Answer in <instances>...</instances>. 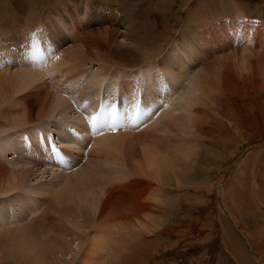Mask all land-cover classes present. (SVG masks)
Instances as JSON below:
<instances>
[{"label": "bare ground", "instance_id": "1", "mask_svg": "<svg viewBox=\"0 0 264 264\" xmlns=\"http://www.w3.org/2000/svg\"><path fill=\"white\" fill-rule=\"evenodd\" d=\"M9 1L10 0H0V5H3L4 7L3 3L5 2L7 5H10L8 4ZM90 1L45 0V3L39 7L36 5V0H32L29 14L26 21L23 19L24 24L22 27L18 28V22H10L7 24V29H11L12 31L11 35L9 34V30L5 31L7 29L0 28V33L5 31L3 34H0V71L2 70V73H0V107L6 105L5 108H1L3 110H0V130L7 129L8 132L24 127V129L29 132H27V138H31L33 142L37 141L36 146L41 148V150L37 151L36 154H34V152L30 149L27 150V148H25V151L23 147L25 142L20 141V136H7V138L2 142L1 147L3 148L0 150V160L5 161L6 155L10 153L15 156L18 155L19 157L21 155V158H25V160L31 159L33 156H39L41 159L45 160V162L50 160L48 156V149H46L45 145L46 143L42 146L38 142L40 137L48 136V131H44L43 128L33 125V110L29 108V101H26L27 99L25 93L27 91L28 93L33 94V97H31L27 93L31 98H34L35 95V98L37 99V115L39 116L36 117L44 118L46 116L44 111H49L50 109V113L52 115L53 112H56L59 116L57 120L59 125L62 123L64 124L66 120L65 114L67 111L74 110L69 104L67 94L62 92L63 90L65 92L66 90L69 92L68 94L77 107L79 106L81 109H86L87 111V108L90 109L94 104L98 92L102 91L103 87L112 89L117 87L118 89L126 90L133 89L135 94L137 91L141 94H147V97H143L141 95V100H145V103L141 106L142 109L139 111L140 114L138 117V120L143 121L145 124V122L149 121V118L151 117V120L155 119L156 122H158L159 118L162 117V114L166 112H163L162 109L161 111L158 110L160 114L158 113L154 115V111L152 110L150 115V110L153 108V103L158 94H171L173 96V85H176L177 79H182L183 81L186 80L188 82L192 81L193 85L190 93H188L189 95L178 96V93L175 97H178L182 103V107L186 109L187 114L185 115H188L189 112L193 116L194 119L188 122L191 124L190 128H192L193 133L189 139H180L182 141L181 149L177 146H175V148L177 147V149H175L172 145L167 144L166 142H168V140L163 142L165 139L162 136H158L157 128H155V131H152L154 133L147 131L142 132L137 127L135 128L134 126H127L125 124L128 128L126 131L118 129V131H115L113 134L94 135V142H92L90 147L85 149H91V151L95 150L92 154H99L101 157L103 155L105 156V159L109 157V161H111V163L123 164L127 169L125 177H112L104 174L103 176L106 177V179H103V181L101 179L98 180L96 174L94 173L88 174L90 175L89 185L93 188H91L90 192L92 194L93 202L91 201L92 205L89 215L85 218L87 219L86 222L78 220L80 215L79 213L78 215H75L74 220L70 223L73 229L71 227L68 229L65 225H63L64 221L61 219H58L61 224L57 223L58 220H55L51 216V214H53L58 218L60 214H58V216L56 214L58 212L57 206H61L63 203H68V206L71 205V207L73 205L76 206L75 203H73V197L69 196L72 193V187L62 183L66 185V187H64L62 184L57 183L58 180L55 179L57 181H54L58 185L63 186L64 189L61 187V191L66 192H50L48 190V193L47 191L45 192V194L49 195V198H44L41 202L42 204L39 206H44L47 203L46 207L49 210H47V214L50 211L53 212H50L51 214L49 213V216H46L50 218L46 223H44V219L43 222H38L37 219L34 223L31 221L33 224L30 222V224H32L31 228H33V230H38L39 232L37 235L39 237H35L36 240H40L39 238L41 236V242L37 241L39 243L37 248L34 246L37 245V243L33 244L35 247L34 250L33 248L31 249L24 246L26 250L28 248L29 250H33L32 252L35 253L27 255V257V253H25L24 258H26L23 261L16 260L17 264H148L149 262L150 264H153V258L159 257L160 255L158 256L159 253L156 251V253H149L150 251L157 250L156 244L152 245L150 243L151 241L156 243V238L162 235L163 232L161 233V230L159 229V227L163 225L161 223V218H167L168 216L167 211L165 216H163L164 214H161L164 212V210H162V204H164L165 197H167L168 201L164 205L168 204L169 210H173L176 206L172 202H174L175 198H178L177 196L179 195L178 193L176 196H170V193L166 192V188L172 187V185L187 188L186 186L188 185L186 184L187 182L182 179V177L186 176L187 170L184 169L183 166L186 164L190 166L191 162L194 163L193 157H198L200 155L199 151L201 150L206 153L202 157V161L205 157H211L213 159V163H204L205 168L210 170L217 168V172L219 173V170L223 169L228 163V156L232 155L234 151L236 152L239 150L237 148V142H244V140L256 141L264 138V26L262 31L259 30V27L257 29V33L255 30L254 36L250 38L248 44L245 43L248 32H246L245 29H242L243 26H248L250 22H244L243 17L254 18V15L257 14L258 10L255 7L252 8L254 5L251 6L247 2H237L236 5L234 0V3L232 4H235L238 8L233 11V9H227L225 5L221 4L219 9L220 11H223L222 13L213 9L211 10L208 6V4H211L209 2L208 4L206 2L201 3V5L196 8V10H198L197 12L191 11L187 13L188 16L186 19H188V21L185 22V24H182L179 30L182 35H186L188 30L195 31L191 36H185L189 37L188 43H184V46L173 45L172 53L161 61V59L157 56L158 54H153H155L154 51H160L158 49L167 42L169 28L165 30L160 28L155 29V26L150 25L149 19L146 21L147 14H145L146 9L145 5H143V0H119L120 2L117 3H120L122 11L125 14V19L122 23L118 24L115 20L114 23H111L108 18L111 16L108 12L112 13V11L107 12V17L104 15L105 11H102L104 6H108L106 2L110 0L102 1L103 3H99L96 0L94 3ZM40 2L38 1V4H40ZM117 3L114 4L117 5ZM183 4V8H186L188 5L187 0L186 2L180 1L177 6L182 9ZM154 5L155 4H153V6ZM156 10L155 12L153 11L155 14L160 12L158 9ZM178 11L181 13L183 12V10L180 11V9ZM212 11H215L213 15L215 19L221 15H226L227 17L236 19L237 22L238 20H242L240 21L238 28L231 26V31L228 33V28L226 26L220 27L221 29H225L226 36L224 37V44L227 46L224 48L230 50V46H232L233 49H239L241 64H238V61L236 62L233 59L230 62L215 61L211 64V68L204 67V69H202L201 67L202 71H193L195 74L194 76L193 72H191V70H193V66L189 65L193 56L196 57L197 60H199L197 56H203L201 60L203 63V61L209 59L207 56L209 50L207 48L210 47V53L212 55H216L217 53H215L216 51L213 45L220 44L221 42L218 31L216 32L214 30L212 25L213 23H211ZM0 14L2 13L0 12ZM112 14L114 17V12ZM232 24L234 23L232 22ZM175 28H172V33H175ZM151 30L153 32H151ZM118 31H120V34H118ZM29 32H35V36H39L40 39H37L36 41L33 40V35H28L25 41L26 34ZM17 33H19L22 37V45L20 48L16 47L13 55L8 51L9 47L5 44H12L16 38L15 34ZM200 36H202V38ZM90 37L93 38L89 40ZM119 37L120 42L118 43L117 41ZM205 37L206 39H204ZM7 38H10V40ZM172 38L173 39L170 41L176 40L174 37ZM154 41H160L161 45H156L159 46V48L154 49L152 55H145V52H147L145 50H149V43ZM175 42L176 41H173V43ZM61 45H67L68 47H66V49H61ZM238 46H240V48H237ZM195 47L201 49L200 53L196 51ZM179 48H185L187 53H183L182 49L183 56L177 55L176 51ZM28 49V52H37L38 54L32 56L27 52ZM218 49L222 53L223 49L220 47ZM57 51L60 52L57 53ZM56 53L58 54L57 58ZM151 56L152 58H150ZM43 59H48L45 68H38L39 66H42L43 61H45ZM11 63L17 67V73H11L8 71V65ZM191 74H193V76H191ZM165 78H167L168 84ZM49 81H51V83ZM162 85L163 88H161ZM9 90L11 91L9 92ZM19 94H25V96H23L24 103L22 104H19L23 102L21 98V102L18 100L20 97ZM15 95L17 98H15ZM166 99L167 98L163 96V100ZM220 101L227 104V109L229 110L228 114L226 113L225 115H221L216 113L217 105ZM165 102L163 101V103ZM168 104L166 106H168ZM127 112L133 113L128 110ZM43 113L45 116H43ZM78 113L77 117L75 116L77 119L74 120V123L72 122V126L81 132L80 127H77V124H80L77 122H81L79 120L80 116H78L80 115V111ZM146 114L149 115V117L145 116ZM205 119L207 121L208 119H212L213 121L215 120L216 123H218L217 128L209 127ZM45 120H47V117ZM184 120L182 122H184ZM35 123L38 124L37 122ZM167 128L169 127L165 126V129ZM56 130L58 131L60 137H65L60 125ZM5 131H2V133ZM135 131H138V138L136 139V142L138 143L137 149L139 150V154H136L137 152L134 151L135 147H131L130 144L126 143V140L130 139L131 135L136 133ZM2 133L0 132V135ZM5 134L10 135L11 133ZM68 139L72 140L71 147L74 145L73 148L75 151H78L80 149L79 144L83 143V140H81L82 138L77 137L75 139L68 136L67 140ZM73 139L75 140L74 143H72ZM29 142L30 141L28 140L27 144ZM226 143L231 144L226 145ZM215 144H218V146L222 149H225V154L218 153L212 149L211 147ZM23 152H26V155H23ZM71 158L73 159L74 157H70L69 159L71 160ZM252 158L254 157L246 159L245 163L247 164L250 161L251 163L256 162H252ZM251 163L249 164L251 165ZM2 164L3 163L0 161L1 167ZM43 165H41V167H45ZM254 165L255 163L246 168L243 163V165L239 167L237 166L238 168L235 170V173L233 171L232 177L228 180L222 179V174L218 173V175L211 173L205 176V178L201 176L200 181H198L200 183L198 184L197 182V185H191V189H193L194 192H201L203 189L207 192L210 190L214 191V188H216L215 181L218 180L217 184H221L224 189L228 188L226 191L228 195L227 205H231L236 208L229 207V209H227L228 212L230 210H237L235 213H238V215L241 216L243 215L242 213L248 210L247 208L254 203L253 200L250 199L252 201L251 203L248 198L239 193V189L246 185L250 186L253 184V180L257 174V169L255 170ZM1 167L0 177L4 178V172L11 174V179L8 181H5L4 179L3 181L2 179L0 180V196L3 197L17 191L16 184L20 181L15 183V179L19 177V179H22L23 177L21 176L23 174L27 177L29 171L24 167L19 170L20 172L17 171V173H15L10 170L5 171V167H2V170ZM31 167L33 166L31 165ZM129 167L131 168V173ZM231 170L232 169H230V171ZM242 173H246L249 179L247 183L249 184H242L243 186H238L244 179L243 177V179L239 178V175ZM180 174L181 177L179 178ZM228 174H230V172ZM92 175L95 176V178H92ZM219 176L221 177L219 178ZM209 177H212L213 180L210 181ZM259 177L262 178L263 175ZM67 178L64 180L72 181V178ZM252 178L253 180L251 181L250 179ZM128 183L140 184L142 189L140 190L138 196L145 199L147 202L145 204H141L139 202L127 200L121 206L117 205L118 211L116 213L103 219V210L107 205L109 197V193L107 192L109 185L113 189H119L118 191H121L122 188L125 187L124 185ZM57 184H52V187L58 186ZM249 189L253 190V188ZM186 190L187 194L188 189ZM253 191L257 192V190ZM34 192L38 195L40 191H38V193L37 191ZM249 192L251 191L249 190ZM164 193H167L168 195H165ZM41 194L43 195L44 192L39 195ZM186 194L184 192V196ZM180 195H183V193H180ZM64 196L66 197L64 198ZM187 197H190L187 199L189 201L187 203H190L192 199L196 200L194 195H188ZM35 198H37L36 195ZM117 199L120 203L124 200V198H122V201H120L121 199L119 197H117ZM114 201L116 204L118 203L117 200ZM257 201L259 202L260 200L257 199ZM74 206L73 208H75ZM41 209H39V211H41ZM69 209L70 208H68L67 211H70L71 215L74 214L71 212L73 209ZM148 211L150 212L147 216ZM24 212L25 210L22 209V214ZM26 212L28 213L29 211L26 210ZM6 213L11 214L12 211L9 209ZM27 213L24 214L26 215ZM249 213L247 215H249ZM37 214L39 215V212ZM66 214L63 216L67 217ZM250 215L252 216V214ZM258 218L259 217H257V219ZM22 219L20 217V220ZM38 219L41 220L40 217ZM16 220L18 221L17 224L14 225V223H11L15 226V229L12 230V226L7 223L10 220L8 221L6 219V215H1L0 228L2 229H0V237L4 239V241L14 240L13 242H15V245L13 244V246H17V243L26 245L25 242L27 243V241H30V239L34 238V236H31L28 239L27 231L29 229L27 230L24 225L22 226V221L19 223L20 220ZM28 220H31L30 217ZM167 220H169V218ZM24 221L25 220H23V223ZM54 221H56L57 224L51 225ZM173 222L174 221H172L171 224H173ZM253 223L255 224V222ZM30 224L28 222L26 227H29ZM257 224L260 225L259 223ZM7 228H11L9 229V232L6 230ZM152 231H155V234H153V237L151 236V241L147 240V236L151 234ZM261 231L264 233V227ZM42 237H44V240ZM255 238L256 236L252 238L253 243L255 242ZM32 241L34 242L33 239H31L30 242ZM1 242L2 240H0V245ZM148 244L152 247L150 251L146 252L144 251V248H147ZM27 246H29V243ZM154 247L155 249H153ZM253 247H255V244ZM172 248L175 247H171L170 249ZM17 250L18 249L16 248L15 252ZM164 260L165 258L162 261ZM162 261H160L159 264H164ZM3 264L6 263L3 262Z\"/></svg>", "mask_w": 264, "mask_h": 264}, {"label": "rangeland", "instance_id": "2", "mask_svg": "<svg viewBox=\"0 0 264 264\" xmlns=\"http://www.w3.org/2000/svg\"><path fill=\"white\" fill-rule=\"evenodd\" d=\"M31 1L32 0H10L8 3L10 5H7L6 2L3 3L4 7H3V5H0V12L2 13V14H0V18L2 17L0 19V21L2 23V25L0 23V28L1 29H7L8 28L7 24H9L10 22H15V23L18 22L17 23V25H19L18 28L22 27L24 24V20L26 21V18L29 14V10L31 7ZM38 1L39 2L41 1L40 4H38ZM96 1H98L99 3H103L102 1H106V0H96ZM114 1H116V2H114ZM180 1L186 2V0H156V1L155 0H143V5H145V9H146L145 14H147L146 15L147 16L146 21H148V19H149L150 25L155 26V29L160 28V29L165 30V29L169 28V32H168L169 36H168V40L166 42L167 44L165 43V44H163V46L161 48H159V46H156V45H161V42H162L161 40H160L161 42L157 41L159 43H157L155 41L152 43H149L148 49L150 51L145 50V51H147V52H145V55H152V52L154 51V49L159 48L158 50H160V51H157V52L154 51L155 54H153V55L158 54L157 56L162 61L163 59H165L166 57H168L172 53V49H173L172 46L173 45L184 46V43H188L189 37H185V36H191L195 31L188 30L186 35L185 34L182 35L179 32V30H180L182 24H185V22L188 21V19H186V17L188 16L187 13L191 12V11L197 12L198 11V10H196L197 6H199V5H201V3H205V2L207 4H208V2L211 3V4H208V6L210 7L211 10L213 9L215 11H219L222 13H223V11H220V9H219V6L221 4L225 5L227 7V9L228 8L233 9V11L236 8H238L236 6L237 2L238 3L247 2L251 6L254 5L252 8L255 7L258 10L257 14L254 15L255 16L254 18L259 19V21L256 23V29H255L256 33H257L258 27H259L260 31H262V29H263V26L260 23H262V21L264 20V0H252V1L251 0H235V1L234 0H187V3H188L187 7L183 8V6H184V4H183L182 9L179 6H177V5H179ZM233 1L236 3V5L232 4V3H234ZM36 2H37L36 5L41 7L43 5V3H45V0H36ZM90 2L94 3L95 0H91ZM117 2H120V1L119 0H110V1L106 2L108 4V6L107 7L104 6V8H102V11H105L104 15L106 17L108 16V14H107L108 11H112V13L114 12L116 17L114 16L115 17L114 18L113 14L111 12H108L111 14V16L108 18L111 21V23H114V20H115V22H117V24H118V23L123 22V20L125 19L124 18L125 14L122 11V7H121L120 3L118 4ZM218 2H220V3H218ZM114 3H117V5ZM153 4H155V5L153 6ZM154 7H156V8H154ZM156 9H158V11H160L157 14L154 13ZM179 9H180V11L183 10V12L182 13L179 12L178 11ZM194 10H196V11H194ZM148 11H150V12H148ZM215 11H212V13H211L212 14L211 15L212 16L211 23H213L212 25L214 27V30L216 32L218 31V35H219V38L221 40L220 44L213 45V47L215 48V51H216L215 53H217V54L212 55L210 53L211 48L210 47L207 48L209 50L208 55H207L209 57V59L203 61V63L201 61L203 56H199V57L197 56V58L199 60H197L196 57L193 56L191 63H189L190 66H193L192 67L193 70H191V72L202 71V69H204V67L211 68V64L215 61H217V62H227V61L230 62L233 59L236 62L238 61V64H241L240 50L239 49H233L232 46H230L231 47L230 50H228L227 48H224L227 46L226 44H224L225 43L224 37L226 36L225 35V29L224 28L221 29L220 27L226 26L228 28V30H227V33H228L231 31V28H230L231 26L238 28L239 27L238 25H240V21H242V20H238V22H237L236 19L227 17L226 15H223V16L221 15V16H219L220 18L218 17L217 19H215L213 16ZM25 14H27V15H25ZM150 14H151V16H150ZM223 18H226V21H223L222 20ZM156 19H157V21H156ZM217 21H218V23H217ZM231 21L234 24H232ZM248 21L249 20L244 19V22H248ZM154 22H155V24H154ZM252 25H253V23L249 22V25L243 26L242 29L246 30V29H248L249 26H252ZM172 26L174 28L176 27L175 33L174 32L172 33V28H173ZM8 30L9 29H7L5 31H8ZM117 30H119V29H117ZM151 32H153V31L151 30ZM3 33H0V34H3ZM9 34L10 35L12 34L11 29L9 30ZM118 34H120V31H118ZM15 37L16 38L12 44H5L6 46L9 47L8 51L13 55H14L16 47L20 48L22 45V37L20 36V34L19 33L15 34ZM172 37H174L176 39V40H173V41H176L175 42L176 44L173 43V41H170L173 39ZM200 37L202 38V36H200ZM91 38H93V37H90L89 40ZM7 39L10 40V38H7ZM204 39H206V37ZM117 42L118 43L120 42V37L118 38ZM61 47H62L61 49H64V48L66 49V47H68V46L67 45H61ZM154 47H156V48H154ZM219 47L223 49L222 53L218 49ZM195 48H196V51L198 53H200L201 49H199L197 47H195ZM237 48H240V46H238ZM182 49H183V53H187V50L185 48H181V49L179 48L176 51V54L179 56H183ZM149 52H150V54H149ZM158 52H160V53H158ZM150 58H152V56ZM159 58H158V60H159ZM199 61H201V62H199ZM201 67H202V69H201ZM8 68H9L8 71H10L11 73H17V71H18L17 67L13 63L9 64ZM196 69H197V71H196ZM194 72H193V74H194ZM0 73H2V70L0 71ZM193 74H191V76H193ZM194 76H195V74H194ZM165 80L168 84L167 78H165ZM49 82L51 83V81H49ZM191 82H188L186 80L183 81L182 79L181 80L177 79V83H176L177 86L173 85V87H174L173 96L171 94H158L156 96L154 103H153L155 105V106L153 105L154 106V109H153L154 112L153 113H154V115H156L158 113L160 114L159 111H161L162 109H163V112H165V111L166 112L164 114H162V117L159 118L158 122H156L155 119L151 120L152 117L149 118V121L145 122L143 128L140 129V131L152 132V131H155V128H157L158 129V132H157L158 136H162L165 139V140L163 139L164 140L163 142H166L168 140V142H166L167 144L172 145L174 148H175V146H177L178 148L181 149L182 141L180 139L181 138L182 139L191 138V134L193 132H192V128H190L191 124L188 122H190V120H192L194 118L189 112H188V115H185V114H187L186 109H184V107H182L181 101L178 99V97H175V95L178 93H179L178 96L189 95L188 93H190L191 87L193 85V82L192 83ZM189 88H190V90H189ZM10 91L11 90H9V92ZM27 93H28V91L25 93L26 99H27L26 101H29V104L28 103L27 104L30 105L29 108L33 110L32 111L33 120H34L33 125L36 127H39V128H43L44 131H48V132L52 131L53 136H56V137H54V140H58L57 144L59 146L61 145L62 147L65 148L64 153L67 155L68 158L74 157L72 159L74 161V163L71 165L72 167H68L65 169H59L57 167L54 168V167L50 166L47 161L45 162V160L41 159L39 156H33L32 155L33 157L31 159H27L28 160L27 161V160H25V158H21V155L19 157L18 155L15 156L11 153L6 155L5 161L0 160L3 163L2 167L6 168L5 171L10 170V171H14L15 173H17V171L23 169L24 167L26 168V170L28 169V171H29L28 172L29 174L28 175L26 174L27 177L25 176V174H23L25 177L23 175L22 176L20 175L21 177H23L25 179H23V178H22L23 180L19 179L20 177L15 179L16 180L15 183H17V181L18 182L20 181L19 183H17L18 185L16 184L17 191H15L11 194L9 193L10 195H7V196H3V197L0 196V214L6 215V219L8 221L10 220L7 223H9L10 226H12L11 227V228H13L12 230L15 229L14 225L18 223V221L16 219L20 220V217H21V219L23 218L22 220L19 221V223H21V221H22V223H21L22 226L24 225V227L27 230L29 229L27 231V238L29 239V237L34 236V238H31L34 240V242L32 241L33 243L30 242L31 241V239H30V241L28 240L27 243L25 242L26 245H24V244L22 245L20 243H17L16 244L17 246H13V244L15 245V242H13L14 240H10V241L5 240L4 241V239H2L0 237V240H2L1 245H0V264H3V262L6 264H17L16 260L23 261L27 257V255H31V254L35 253L32 251L34 250L35 247L37 248V246L39 245V243L37 241L41 242V236L39 238L40 240H36L35 237L39 234V232H38V230H33V228H31L32 224L36 221V219L38 222L39 221L43 222V219H44V223L48 222L50 218H48L46 216H49V213L53 212V211H50L47 214V210H48V208L46 207L47 203L44 206H41V207L39 206L42 204L41 202L44 198H46V197L49 198V195L45 194V192L47 190L50 192L51 191L60 192L62 190L63 186L66 187V185H68V186L72 187V193L69 196L73 197L72 198L73 203H75V205H76V206H74V205L73 206L75 208H73V206L71 207V205H69L70 206L69 207L68 203H65V204L63 203L64 206L63 205L57 206L58 212L56 214H57V216H58V214H60L58 216V218L55 215H53L51 213L50 214L55 220L56 219L57 220L58 219L63 220L64 221L63 225H65L68 229H70L69 227H71L73 229V227L71 226L70 223L74 220L75 215H78V213H79L80 215H79L78 220H80V221L83 220L86 222L87 219H85V218H87L86 216L89 215V211L91 209V205L93 202L92 201L93 200L92 194L90 193L92 187H90V185H89V181H90L89 176L90 175H88V174L94 173V174H96V177L98 178V180L99 179L103 180V179H106V177L103 176L104 174H106L107 176H112V177H114V176L125 177V174L127 173V171H126L127 169L124 167L123 164L113 163V162L111 163V161H109V157L107 159H105V156H103V155L101 157V155H99V154H95V153H94L95 155L92 154V152H95V150L91 151V149H89V150L85 149V148L90 147L92 142H94L93 138L90 141H89V139L86 140V139L82 138L81 140H83V143L79 144L80 149L78 151H75V149H74L75 152L74 151H68L66 148L71 147V141L72 140H70V139L67 140V137L70 136V137H73L75 139L77 137H74L71 132H69V131L67 132V127L72 126V124L74 123V120L77 119L76 118L77 114H79V113L76 112L75 110H73V111L68 110L67 111V113L65 114L66 120H65L64 124L63 123L59 124L60 127H62L63 135L65 137H60L58 134V131L56 130L57 127H59V125L57 123L59 116L56 114V112L55 113L53 112V115H52L50 113V109H49V111H46V110L44 111L46 116L43 113V116H45L44 118L46 119V117H47V120H45L42 117L41 118L36 117V116H39V115H37L38 114L37 113L38 112V104L36 102L37 99L35 98V95H34V98H31V97H33V94L28 93L31 96L30 97ZM25 94L24 95L19 94L20 97L18 98V100L19 101L21 99L23 100L24 99L23 96H25ZM142 96L147 97V94L143 93ZM163 96H165V98H167V99L163 100ZM15 98H17L16 95H15ZM158 100H161L162 103H163V101L164 102L166 101L165 102L166 104L163 103L162 105H164V106L158 105L159 104ZM144 101L145 100H141V103L144 104L145 103ZM22 103H24V100H23V102H21L19 104H22ZM167 104L169 107L166 106ZM2 107L5 108L6 105H3ZM2 107H0V110H3V109H1ZM84 110L86 111V109H82L81 111H84ZM88 110L89 109L87 108V111ZM140 110L141 109H139V111ZM216 113L221 114V115H225L226 113L228 114L229 110L227 109V104L225 102L220 101L219 104L217 105V112ZM80 115H81V112H80ZM37 118H39V119H37ZM42 119H44V120H42ZM79 120L81 121V118ZM183 120H184V122H182ZM35 122H37L38 124H36ZM77 123H81V122L78 121ZM207 125L211 128H217L218 123H216L215 120L213 121L212 119H208ZM79 126H80V124H77V127H79ZM165 126H168L169 128L165 129ZM20 130H23V131H20ZM2 131H5V132L2 133ZM77 131H79V130H77ZM138 131H135L136 133L134 135H131L130 139L126 140L127 144H130L131 147H135L134 151L137 152L136 154H139V150L137 149L138 143L136 142L137 141L136 139L138 138V134H137ZM0 132L2 133L0 135V150H2V148H3V147H1L2 142L7 138V136H20V141L25 142V144H24L25 146L23 145L24 150H25V148H27V150L30 149L31 151L34 152V154H36L37 151L41 150V148H39V146H36L37 141L33 142V140L31 138H29V137L27 138V135L29 132L26 131L24 129V127L19 128V129L17 128V130L15 129L13 131H8V132H7V129H1ZM5 133H11V134L6 135ZM152 133H154V132H152ZM47 135H48V133H47ZM167 137H168V139H167ZM28 140L30 142L27 144ZM74 141L75 140L73 139L72 143H74ZM258 141H260V142H258ZM84 142H85V145H84ZM88 142H89V146L86 147ZM229 144H231V143H226V145H229ZM232 144H235V143H232ZM237 144H238L237 148L239 150L236 151L237 153L234 151V153H232V155L228 156V158H227L228 163L226 164V166L223 169L219 170L220 171L219 173L217 172L218 171L217 168H213L212 170L205 168L204 163H213V159L211 157H205L202 161V157L206 153H204L203 151L200 150L199 151L200 155L198 157H193L194 163L191 162L190 166L188 164L183 166L184 169H187L186 170V176L182 177V179L185 182H187L186 184H188L186 186L187 188L176 187L174 185H172V187L166 188V190H167L166 192L170 193L169 194L170 196H176V195H178V193H179V195L177 196L178 198H175V201L172 202L176 206L174 208L170 207V208H173V210L172 209L169 210L168 204L164 205L168 201V198L165 197V202H164V204H162V210H164V212H162L161 214L162 215L164 214L163 216H165V214H167L166 213V211H167L168 216L166 215L167 218H164L161 216L162 217L161 223L163 225L160 226L159 229L161 230V233L162 232L163 233L158 238H156V243H153L151 241V238L153 237V234H155V231H152V233L147 236V240L151 241L150 244H152V245L156 244L157 250L150 251L152 246L150 247V245L148 244L150 248L148 247V245H147V248L144 246L145 247L144 251H146V252L150 251L149 253H153L156 251L159 253L158 256L160 255L159 257L153 258L154 259V260H152L153 264H157V263L159 264L160 261H162L164 258H165V260L162 261V263H164V264H264V233H262V231H261L262 228L264 227V224H263L264 223V205H263L264 204V189H263L264 188V180H263L264 179V172H263L264 171V138L258 139L256 141L244 140V142L243 141H241L240 143L237 142ZM45 145H46V149H47V144H45ZM72 146L74 147V145H72ZM177 147L175 149H177ZM211 148L214 149L215 151H217L218 153L225 154V152H226L225 149H222L220 146H218V144L213 145ZM25 153L26 152H23V155H26ZM27 153H28V151H27ZM127 153H128V151H127ZM48 156L50 158L49 154H48ZM250 157H254V158H252V162L256 161L253 163H251V161H250L249 163H251V165L249 163H247V164L245 163V160L250 158ZM82 159H84V160L82 161ZM50 160H51V158H50ZM35 163H37V164H35ZM243 163H244V166L246 168L249 166H252V164L255 163V165H254L255 170L257 169V174H256V177L254 178L255 181L253 180V178L250 179L251 181L253 180V184L250 186L246 185V184H249V183H247V181L249 179H248L246 173L243 174L244 173L243 172L242 173L243 175L241 174L242 176L239 175L240 179H243V178L245 179V181H244V179L242 180L245 184L241 181L242 182V183L240 182L241 185L239 184L238 186L246 185L243 188L239 189V193L243 194V196H245L249 200L251 199L254 201V203H252V201L250 200L252 204L247 208L248 210H246V211H244V213H242L243 215H241V213L239 211L238 212L241 216H239L238 213H235L237 210L236 211L230 210L234 214H232L230 211L228 212L227 209H229V207L232 208L234 206H231V205L228 206L227 205L228 195H227L226 191L228 190V188L224 189V187H222L221 184H217L218 180L215 181L216 188H214V191L210 190L211 192L210 191L207 192L206 190L203 189L201 192H199V191L194 192V190L191 189L192 188L191 185L192 186L197 185V182L200 181L201 176H203L205 178V176H207L211 173H214L216 175L222 174V177L219 176V178L221 177L222 179L228 180L232 177L233 171L235 173V170L239 166L243 165ZM31 165L33 167H31ZM41 165L45 166L46 168L41 167ZM28 166H30V167H28ZM261 167H262V169H261ZM3 168H2V170H3ZM230 169H232V170L230 171ZM129 170L131 173L130 167H129ZM260 170H262V171H260ZM229 172H230V174H228ZM260 172L263 175V177H262L263 179L261 177H259V176H262L260 174ZM204 173H206V174H204ZM4 175H5L4 178L0 177V180L2 179V181H3V179H4L5 181H8L9 179H11V176H10L11 174L4 172ZM54 176H56V177H54ZM67 177H69V179L72 178V181L64 180ZM180 177H181V174H180L179 178ZM226 177H228V178H226ZM92 178H95V176L92 175ZM55 179L58 180L57 183H59V184L65 183L66 185H64V184H62L63 186L58 185L55 182V181H57ZM240 179H239V181H240ZM73 180H75V181H73ZM209 180L212 181L213 180L212 177L211 178L209 177ZM96 183H97V181H96ZM199 183L200 182H198V184ZM52 184H55V185L57 184L58 186L52 187ZM124 186L125 187L122 188L121 191H118L119 189H113L109 185V188L107 191L109 193V197H108L107 205L105 206V208L103 210V214H102L103 219L108 218V217L112 216L114 213H116L118 211L117 205L121 206L127 200H132L134 202H139L141 204H145L147 202L145 199L140 198L138 196L140 190L142 189L140 184L128 183ZM254 186H255V188H254ZM38 188L43 189L44 191L39 190ZM249 188H253V190H257V192L253 191L252 189H249ZM186 189H188L187 194H186V191H187ZM249 190L251 192H249ZM34 191H37V193H38V191H40V192L37 195L36 192H34ZM48 191H47V193H48ZM42 192H44V194H43L44 196L42 194L39 195ZM62 192L64 193L66 191H61V193ZM184 192L186 194L185 195L186 197L184 196ZM203 192H205V193H203ZM167 193H164V194L168 195ZM180 193H183V195H180ZM249 194L251 195V197ZM35 195L37 196V198H35ZM64 195H66V194H64ZM188 195H194V198H196V200L192 199L190 201V203H187V202H189L187 199H189L191 197V196L187 197ZM39 196H41V197H39ZM62 196H63V194H62ZM66 196H64V198ZM54 197H57V196H54ZM117 197H119L121 199L120 201H122V198H124L123 202L120 203L119 200L117 199ZM184 198L186 199V201ZM257 199H259L260 201L258 202ZM114 200H117L118 203L116 204ZM18 202H22V203H18ZM194 202L195 203L198 202V203L195 204ZM166 206L168 207L169 211L167 210ZM21 208L23 210H25L24 213H27L26 210H28L29 212L26 215L24 213L22 214ZM27 208H29V209H27ZM41 208H43V209H41ZM45 208H47V209H45ZM68 208H70L71 210L73 209L71 212L74 214L71 215L70 211H67ZM9 209L12 211L11 214L6 213V211ZM39 209H41V211H39ZM18 210H19V212H18ZM36 211L39 212V215L37 214L38 212H36ZM149 212L150 211H148L147 216L149 215ZM251 212H253V213H251ZM248 213H249V215L252 214V216L247 215ZM65 214L67 217H64ZM258 214H260L261 216ZM1 215H0V218H1ZM254 216H256V217H254ZM29 217L31 220H28ZM39 217L41 220L38 219ZM257 217H259V218L257 219ZM163 218L166 220V222ZM168 218H169V220H167ZM253 218H255L256 220ZM13 219H15V220H13ZM244 219H246V220H244ZM11 220H13V221H11ZM23 220H25L24 223H23ZM59 220L57 221V223L61 224L59 222ZM172 221H174L173 224H171ZM245 221H247V222H245ZM28 222H29V224H30V222L32 224H30L29 227L28 226L26 227ZM54 222H52L51 225L57 224L56 221H54ZM253 222H255V224ZM11 223H14V225H12ZM257 223H259L260 225H258ZM11 228H7L6 230L9 232L10 231L9 229H11ZM260 228H261V230H260ZM0 229H2V228H0ZM28 233L30 234V236ZM67 233H69V232H67ZM52 235H54V234H52ZM255 236H256L255 242L253 243L252 238ZM38 237L39 236H37V238ZM42 239L44 240V237H42ZM35 240H36V242H35ZM28 243H29V246H27ZM35 243H37V245H34L35 246L34 247L33 244H35ZM162 243H163V245H162ZM254 244H255V247H253ZM9 245L12 248V250L9 247ZM20 245H21V247H20ZM1 246H3V247H1ZM24 246L31 248V249L33 248V250H29L28 248L26 250ZM171 247H175V248L170 249ZM16 248L18 250L15 252ZM148 248H149V250H148ZM153 249H155V247ZM8 252H10V253H8ZM25 253H27V254H26V257L24 258ZM10 254L12 255V257ZM148 264H150V262Z\"/></svg>", "mask_w": 264, "mask_h": 264}, {"label": "snow or ice", "instance_id": "3", "mask_svg": "<svg viewBox=\"0 0 264 264\" xmlns=\"http://www.w3.org/2000/svg\"><path fill=\"white\" fill-rule=\"evenodd\" d=\"M138 107L137 105H135V103H133V108H136ZM112 115L114 116L115 115V110L113 109L112 110ZM138 117H134L133 118V123L135 124L136 123V119ZM91 122H92V127H93V130H95L96 128H104V127H108V128H111V130L115 131L116 129V123L113 121V122H109L108 120L106 119H97L96 116H92L91 118ZM55 151V149H53Z\"/></svg>", "mask_w": 264, "mask_h": 264}]
</instances>
